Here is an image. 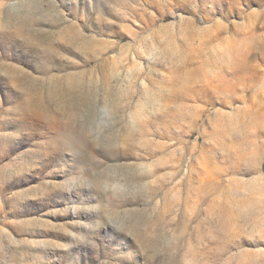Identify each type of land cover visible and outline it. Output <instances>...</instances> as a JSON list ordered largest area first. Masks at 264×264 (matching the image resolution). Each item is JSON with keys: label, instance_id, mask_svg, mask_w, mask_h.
Instances as JSON below:
<instances>
[{"label": "rangeland", "instance_id": "rangeland-1", "mask_svg": "<svg viewBox=\"0 0 264 264\" xmlns=\"http://www.w3.org/2000/svg\"><path fill=\"white\" fill-rule=\"evenodd\" d=\"M0 264H264V0H0Z\"/></svg>", "mask_w": 264, "mask_h": 264}]
</instances>
